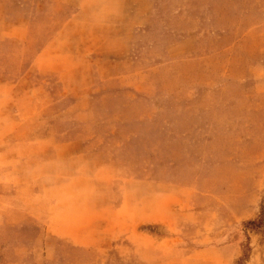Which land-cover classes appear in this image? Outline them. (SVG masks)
I'll use <instances>...</instances> for the list:
<instances>
[{
	"label": "rangeland",
	"instance_id": "obj_1",
	"mask_svg": "<svg viewBox=\"0 0 264 264\" xmlns=\"http://www.w3.org/2000/svg\"><path fill=\"white\" fill-rule=\"evenodd\" d=\"M263 195L264 0H0V264H260Z\"/></svg>",
	"mask_w": 264,
	"mask_h": 264
},
{
	"label": "trees",
	"instance_id": "obj_2",
	"mask_svg": "<svg viewBox=\"0 0 264 264\" xmlns=\"http://www.w3.org/2000/svg\"><path fill=\"white\" fill-rule=\"evenodd\" d=\"M247 223L251 226L252 230L264 232V195H263L262 200H261V207H260V211H259L257 217L247 221ZM249 250H250V246L248 243L246 244L245 249H244V245H243L242 256L247 258L248 254H249Z\"/></svg>",
	"mask_w": 264,
	"mask_h": 264
},
{
	"label": "crops",
	"instance_id": "obj_3",
	"mask_svg": "<svg viewBox=\"0 0 264 264\" xmlns=\"http://www.w3.org/2000/svg\"><path fill=\"white\" fill-rule=\"evenodd\" d=\"M250 244V243H249ZM258 246V245H257ZM239 249H240V244H239ZM258 251H259V248H257L256 246H254V245H250V250H249V254H248V256H247V258H246V261H247V263L248 264H251V261L253 260H255V258H256V254H259L258 253ZM260 252L262 253V255H263V259H262V261H261V263L260 264H264V247H263V249L262 250H260Z\"/></svg>",
	"mask_w": 264,
	"mask_h": 264
}]
</instances>
